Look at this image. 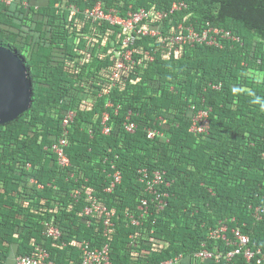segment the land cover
<instances>
[{"label": "trees", "instance_id": "1", "mask_svg": "<svg viewBox=\"0 0 264 264\" xmlns=\"http://www.w3.org/2000/svg\"><path fill=\"white\" fill-rule=\"evenodd\" d=\"M98 2L122 17L143 8L149 18L141 25L159 31L137 37L135 64L112 88L114 50L131 33L82 15ZM175 3L184 7L171 12ZM70 5L79 13L72 16ZM162 12L166 17L157 19ZM207 23L240 43L161 41L180 24L199 30ZM0 46L22 59L31 85L30 108L0 125V264L39 249L53 264H81L84 243L108 245L110 264H216L195 254L203 244L231 248L207 239L219 222L238 227L254 253L264 252V212L254 218L264 206V0H0ZM108 101L117 113L105 107ZM200 110L208 112L207 134L190 131ZM69 111L75 114L65 149L70 167L63 169L52 145ZM127 117L133 133L124 129ZM147 129L163 137L149 139ZM112 166L121 182L107 193ZM141 170L164 172L156 192L166 194L165 205L159 210L152 202L133 225L129 216L138 217L140 199L153 198ZM74 190L81 192L77 200ZM87 198L113 214L109 233L101 215H82ZM46 224L59 236H47ZM255 259L236 255L229 264Z\"/></svg>", "mask_w": 264, "mask_h": 264}, {"label": "built area", "instance_id": "2", "mask_svg": "<svg viewBox=\"0 0 264 264\" xmlns=\"http://www.w3.org/2000/svg\"><path fill=\"white\" fill-rule=\"evenodd\" d=\"M13 0H2L6 5H9ZM184 7L183 3L173 4L171 12ZM70 14L72 16L79 13L78 9L70 5L68 6ZM82 15L88 19L91 23L94 22H104L109 25H118L126 30L129 33L126 37H122L118 45L114 50V57L116 59L115 66L113 67L110 73L111 88L115 86L116 81L121 77L122 74L126 73L134 64L135 60L133 59L134 50L132 46L134 45L138 36H150L156 37L159 35V31L154 28L142 26L141 23L149 18V13L140 8L136 11H128L125 16H120L116 10H108L105 12L102 9V5L98 2L92 8H86L83 10ZM166 13H157L156 18L162 19L166 17ZM178 32L170 35L166 39L161 40L162 42L168 41L174 45L178 46H195V45H205L209 47L222 48L224 42H235L240 43V38L234 36L230 31L223 30L217 27H212L210 24H205L204 27L197 30L194 26H184L180 24L177 27ZM146 59L149 61L154 60V55L148 52L145 53ZM140 63V62H139ZM212 88H216L215 85H210ZM109 90L106 91L107 94ZM106 108L113 109L114 113H117L118 106L115 107L110 101L105 105ZM74 112L69 111L66 113L65 117L62 120V130L59 138L56 143L52 145V151L56 155L58 165L65 169L70 167V162L68 157L65 154V149L68 146V128L74 119ZM109 119V113L104 111L102 113L101 125L103 127V134L109 133V128L106 126V122ZM161 124L165 123L164 120H160ZM124 129L127 133H133L136 129V125L129 121L127 117L126 122L123 124ZM209 130V121H208V112L200 110L195 112L191 119L190 131L195 134H207ZM147 137L153 139L156 137L162 138L163 134L155 129H147ZM111 169L113 172L109 175L111 181L108 187L105 189V192L110 193L118 184L121 182V173L112 166ZM140 181L145 182V193L147 195L153 196L151 200L143 197L140 199L137 210L139 211L138 217L130 214V220L133 225H139L140 219L148 215L149 210L154 204V208L162 209L165 205L163 197L166 196L165 193L158 194L156 192V186L163 183L164 172L154 171L150 176L147 175L146 170H141L140 172ZM79 190H74L71 192V197L74 200H77L80 196ZM89 203L83 208L82 215L85 217L91 215H101L103 218V226L105 227V233H109L110 228L112 227L111 217L113 214L104 206L98 199L87 198ZM264 212V206L257 207L254 210V218L256 220L261 218V213ZM48 226L47 236L57 237L59 236V231L53 226L46 224ZM228 233L231 234V237H228ZM209 242H216L220 240L223 241L226 247H231L226 250H218L216 246L212 245V248H206L203 244L201 250H199L195 256L204 261H212L216 264H229L232 262L233 258L236 255H243L246 262H251L255 259L257 264H264V252L257 250L254 253L248 247L249 237L246 234H243L241 230L236 227L229 229L226 223L219 222V224L214 228L210 229L207 237ZM81 264H110L109 259V246L104 245L100 248H91L89 244L84 243L81 247ZM180 258V257H179ZM181 259V258H180ZM178 259H175V264ZM170 262H165L163 264H171ZM14 264H53L50 260L49 253L44 249H39L36 254L31 256H18L14 258Z\"/></svg>", "mask_w": 264, "mask_h": 264}, {"label": "water", "instance_id": "3", "mask_svg": "<svg viewBox=\"0 0 264 264\" xmlns=\"http://www.w3.org/2000/svg\"><path fill=\"white\" fill-rule=\"evenodd\" d=\"M31 106V85L22 59L0 46V125L15 120Z\"/></svg>", "mask_w": 264, "mask_h": 264}]
</instances>
